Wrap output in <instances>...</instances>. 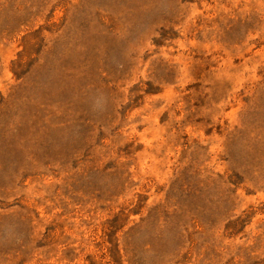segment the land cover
Segmentation results:
<instances>
[{
    "label": "rangeland",
    "instance_id": "rangeland-1",
    "mask_svg": "<svg viewBox=\"0 0 264 264\" xmlns=\"http://www.w3.org/2000/svg\"><path fill=\"white\" fill-rule=\"evenodd\" d=\"M0 264H264V0H0Z\"/></svg>",
    "mask_w": 264,
    "mask_h": 264
}]
</instances>
